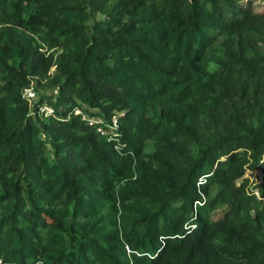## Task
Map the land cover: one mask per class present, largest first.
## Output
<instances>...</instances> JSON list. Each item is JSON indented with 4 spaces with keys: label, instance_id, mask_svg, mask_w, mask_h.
Segmentation results:
<instances>
[{
    "label": "trees",
    "instance_id": "1",
    "mask_svg": "<svg viewBox=\"0 0 264 264\" xmlns=\"http://www.w3.org/2000/svg\"><path fill=\"white\" fill-rule=\"evenodd\" d=\"M263 153L254 0H0L2 264H264Z\"/></svg>",
    "mask_w": 264,
    "mask_h": 264
},
{
    "label": "built area",
    "instance_id": "2",
    "mask_svg": "<svg viewBox=\"0 0 264 264\" xmlns=\"http://www.w3.org/2000/svg\"><path fill=\"white\" fill-rule=\"evenodd\" d=\"M22 94L27 97L30 101H34L36 99V92L32 85L25 86L22 90ZM53 107L48 103H42L38 106L37 112L38 114L48 115L52 113ZM84 118L88 121L89 124H96L97 130L101 133H109L110 131L107 128H102V125L97 124L98 120L95 118L87 117L85 114L83 115ZM107 125L114 129L117 127V116L113 115ZM247 175L249 177V188L248 192L256 194L258 197L260 196V185L264 182V153L259 160V163L255 169H249L247 171ZM0 264L2 261L0 259Z\"/></svg>",
    "mask_w": 264,
    "mask_h": 264
},
{
    "label": "rangeland",
    "instance_id": "3",
    "mask_svg": "<svg viewBox=\"0 0 264 264\" xmlns=\"http://www.w3.org/2000/svg\"><path fill=\"white\" fill-rule=\"evenodd\" d=\"M254 4H255V7L258 9V10H263L264 9V0H254ZM40 87V91H41V93H43V94H51V92H55V88H47V89H45L43 86H39ZM43 89H44V91H43ZM36 94H37V92H36ZM46 94V95H47ZM36 96H38V95H36ZM38 98V97H37ZM85 115L87 116V117H90V118H94L95 116H89L87 113H85ZM102 128H103V126H102ZM47 134V133H46ZM49 150H50V148H51V146L50 145H48V147H47ZM247 177H248V175H246ZM242 180V179H241ZM249 183V177H248V179H247V181H246V185ZM247 187L249 188V185H247ZM255 197H258L256 194H254V193H252ZM264 201V200H263ZM217 214H219V212L217 211V213H216V215Z\"/></svg>",
    "mask_w": 264,
    "mask_h": 264
}]
</instances>
